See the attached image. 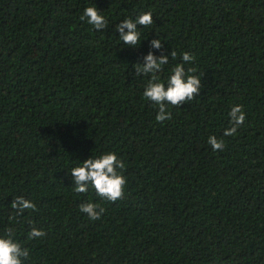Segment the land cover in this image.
Segmentation results:
<instances>
[{"label": "trees", "instance_id": "obj_1", "mask_svg": "<svg viewBox=\"0 0 264 264\" xmlns=\"http://www.w3.org/2000/svg\"><path fill=\"white\" fill-rule=\"evenodd\" d=\"M87 7L106 29L80 19ZM149 11L125 45L117 25ZM154 39L161 81L188 52L202 82L164 122L133 67L161 55ZM234 105L246 121L225 136ZM108 152L126 165L123 198L76 193L71 170ZM19 196L36 210L12 220ZM9 227L25 264H264V0H0V237Z\"/></svg>", "mask_w": 264, "mask_h": 264}, {"label": "clouds", "instance_id": "obj_2", "mask_svg": "<svg viewBox=\"0 0 264 264\" xmlns=\"http://www.w3.org/2000/svg\"><path fill=\"white\" fill-rule=\"evenodd\" d=\"M86 21L95 30L100 31L108 27V22L96 7H87L80 17ZM154 23L151 11L142 13L135 20L126 18L118 24L115 31L120 33V40L130 48H136L140 44L141 33L138 26L149 27ZM152 49L160 50L161 55L157 57L153 52L143 58V64L133 65L135 77L150 76V80L145 85L143 97L145 100L152 102L153 106L158 109L156 115L157 122H164L172 118L168 111V106L181 108L182 105L189 103L201 94V78L193 73L197 72L196 68L185 69V64L194 63L195 57L184 52L182 54L183 63L177 64L172 69V74L167 82L161 81L158 73L162 71V66L168 64L169 55L165 54V49L160 39L151 41ZM171 58L175 59L177 53L172 50ZM231 126L225 130V136H234L237 130L245 124L246 114L243 105H234L228 113ZM208 143L213 151H223L225 148L224 141L218 140L216 136H210ZM126 165L122 159L114 152L102 154L98 158H89L81 166L71 170V178L76 193H86L89 187L94 188L97 195L102 199L115 203L124 196L127 179L122 174ZM11 208L15 215L11 218L15 220L16 216L23 215L26 210L35 211L36 205L25 199L23 196L14 198ZM79 211L86 214L90 220H99L104 214V208L95 203H83ZM14 230L9 227L5 230L4 237H0V264H25L30 257L29 249L22 247L19 242L14 241ZM46 236L42 230L33 227L28 233L30 240L40 239Z\"/></svg>", "mask_w": 264, "mask_h": 264}]
</instances>
